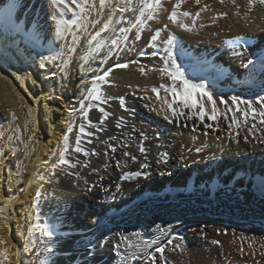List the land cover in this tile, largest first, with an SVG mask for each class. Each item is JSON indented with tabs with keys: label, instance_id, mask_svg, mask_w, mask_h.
Listing matches in <instances>:
<instances>
[{
	"label": "bare ground",
	"instance_id": "1",
	"mask_svg": "<svg viewBox=\"0 0 264 264\" xmlns=\"http://www.w3.org/2000/svg\"><path fill=\"white\" fill-rule=\"evenodd\" d=\"M142 6L0 0V264H264V192L254 193V175L264 174V123L258 115L245 121L247 106L229 99L261 110L264 67L254 59L264 48V4L162 0L136 39L131 25ZM173 10L177 22L168 19ZM53 15L74 23L57 35ZM98 42L99 51L80 59ZM168 52L184 79L212 94L215 120L189 118L199 108L181 106L179 96V112L167 108ZM105 72L106 81H95L100 99L82 106ZM233 115L239 124L229 128ZM62 149L69 164L54 170Z\"/></svg>",
	"mask_w": 264,
	"mask_h": 264
},
{
	"label": "snow or ice",
	"instance_id": "2",
	"mask_svg": "<svg viewBox=\"0 0 264 264\" xmlns=\"http://www.w3.org/2000/svg\"><path fill=\"white\" fill-rule=\"evenodd\" d=\"M77 2H78V0H72V3H74V4ZM107 2H108V0H99L100 10H103L105 8ZM195 2L197 4H199L200 0H195ZM234 2H235V0H233V3ZM50 3L53 7H55L58 3L67 4V0H50ZM221 3H223V0H221ZM253 3H254V0H248V7L251 8L253 6ZM259 3L264 4V0H259ZM142 4H143V6L140 8V15H138L136 17V22L131 25L132 28L138 29L136 39L140 38L139 30L143 29L146 26L147 21H150V20H153L156 18L154 13H155V10H158L162 6V0H142ZM175 7H178V5L174 6V8ZM126 10L127 9H125V8L120 9L121 12H124ZM146 11L148 14H147L146 19H144V15H145ZM184 14L187 15V13H184ZM53 19L56 20L57 35H60L66 29H70L72 24L74 23L71 20L63 21V20L57 19L55 15H53ZM168 19L172 22H177L178 18H177V14H176L175 10L172 11V13L169 15ZM110 22H111V17L109 16V21L105 22L103 27H101L99 29V31L96 32L95 35H93L91 37V39L87 41V43L89 45H91L93 43V41H97L98 38L100 37L101 33L105 32L110 27ZM62 24L64 25L63 28L61 27ZM179 26L185 27V25L183 23H180ZM120 31L126 32V31H128V29H121ZM158 35H159V29H157L156 34L151 36V41L157 40ZM126 38L127 37H125V39ZM117 44H118L117 40H115V39L112 40L113 46H116ZM101 47H102L101 43H99V42L96 43L95 48H90L89 53L85 54V56H83V57H80V59L87 60L89 58V54L91 52L99 51ZM74 51H75V48L70 46V53L74 52ZM157 54H158L157 52L152 53L153 56H156ZM70 59H71V57L69 56V59L64 61L65 66L70 63ZM162 59L165 60L166 67L164 69H161V72L162 73L166 72L168 78L173 82V86L170 88L166 87L165 85H161V87H164L165 91L170 93L173 97V100L171 103H169L167 100H165V104L167 105V108L170 111H172V113L174 115L177 114L179 112V108H174L173 103L176 102V98L179 96V97H182V99L180 100L181 106H183L185 108H189V109H195L197 106L199 108L198 112L190 111L188 114L189 118H191L192 115H196V116H198L199 119L203 120L204 117L207 115V118L209 120H215L217 118L218 109H217V106H216V103L213 99L212 94L205 90L203 84H199V85L192 84L190 81L184 79L183 73H181L179 71V69L175 67V60L172 58L171 52H168L167 57L162 58ZM169 60L171 61V65H168ZM41 66L43 67V65H41ZM116 67L124 68V67H127V65L117 64ZM61 71L62 72L64 71V67H61ZM140 71L143 72L144 69H140ZM108 76H109V72H105L103 74V76H95L93 78L94 83H93L92 88H89L87 90L88 95H85L83 97V99L80 100V104L82 106L85 104V101H88L87 107L88 108L94 107L92 102L98 101L100 99L99 90L97 89V85L95 84V81H106V78ZM176 81H179V86L176 85ZM153 92H157V96L159 97V94H158V91L156 88H153ZM196 94H199V97H200L199 101L192 99V97L195 96ZM204 97H207L208 103L212 105L211 114H209L205 111V104L203 102ZM229 99L232 101L233 105H235V104H237V102H239L240 104H245L247 106L246 109L241 111V116L244 117L245 121H247L249 116H252L253 118H255V116L258 115L260 117V122L264 123V97H258L256 102H255V103L259 104L260 109H261L260 111H257V109L253 106V101H250V100L245 101V100H242L240 97H237V96L229 97ZM220 103L226 104V101L223 98H221ZM237 110H239V109H237ZM99 111L101 113H103L104 109L99 108ZM230 111H232V108L226 107V112H230ZM82 114L85 116L87 115L86 111L83 108H82ZM13 118H15V117H13ZM225 118H227L226 113H225ZM165 119H167V116L165 117ZM234 124H236V125L239 124V121L236 119L235 115H233L232 121L229 124V128H231L232 125H234ZM254 127H255V125H253V128ZM67 131L68 132L72 131L71 126H69ZM249 131L251 132L252 129L250 128ZM80 132L81 133L84 132L83 126L80 127ZM67 139H68V137L65 136L64 137L65 142H67ZM66 151H67V149L61 150L59 159L51 165L52 169L55 170V169H57L63 165L69 164V161L65 158ZM74 151L76 153H80L82 151V149L79 147L78 139H77V147H75ZM197 151H200V149H197ZM53 155L55 156L56 153L54 152ZM126 155H127V153H126ZM133 159H135V157H133ZM17 167H20L19 161H17ZM131 175H139V173H134ZM124 178H129V174H125ZM3 211H4V209L0 208V214H2ZM0 221H2V216H0ZM28 231H29V235H31V233L33 231L32 227H29ZM44 234L50 235V233H47V232H45ZM123 239H127V238L123 237ZM25 240L28 241V243L25 245L24 250L30 251L31 248L29 247V244H31V241L28 240V237H25ZM169 243H171V241H169ZM213 243H218V241H213ZM163 251H164V249L162 247L156 248V252L163 253ZM149 258L154 259L153 257H151V254H149ZM5 259H7V256H5Z\"/></svg>",
	"mask_w": 264,
	"mask_h": 264
},
{
	"label": "rangeland",
	"instance_id": "3",
	"mask_svg": "<svg viewBox=\"0 0 264 264\" xmlns=\"http://www.w3.org/2000/svg\"><path fill=\"white\" fill-rule=\"evenodd\" d=\"M147 192H150V190H149V191H147ZM247 225H249V224L247 223ZM244 228H247V227H246V225H244Z\"/></svg>",
	"mask_w": 264,
	"mask_h": 264
}]
</instances>
